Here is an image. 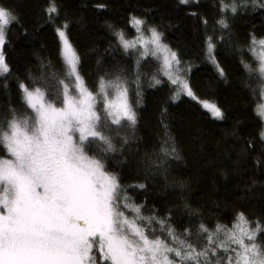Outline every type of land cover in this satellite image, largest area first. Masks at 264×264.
<instances>
[{
  "label": "snow or ice",
  "instance_id": "6c2138e0",
  "mask_svg": "<svg viewBox=\"0 0 264 264\" xmlns=\"http://www.w3.org/2000/svg\"><path fill=\"white\" fill-rule=\"evenodd\" d=\"M179 3L188 5L190 0ZM249 7L264 10V2L219 0V18L211 33L207 19L200 17L205 29L203 59L222 80L227 74L215 50L219 44L232 43L228 13L235 17ZM44 12L58 38L61 69L56 71L50 60H41L39 76L29 72L25 79L17 77L23 111L18 112L9 100L0 118V264H264V217L250 218L236 211L230 224L216 220L210 226L199 208L184 201L173 207H182L190 220L199 222L194 228L182 225L178 232L171 209L160 215L153 206L145 214L147 195L137 203L131 194L148 193V181L157 176L163 177L166 188L183 190L187 185L184 179L169 180L172 162L183 156L165 122L166 107H161L160 131L152 150L136 148L137 179L123 182L122 169L129 166V156L135 160L132 146L142 143L137 109L143 103L145 81L156 88L165 83L161 77L166 78L168 100L185 96L215 120L227 119L226 105L197 95L186 78L190 62L164 42L159 26L129 14L127 24L135 31L129 37L125 29L106 22L116 47L133 56L134 67L132 72L119 63L103 67L90 88L68 35V20L59 17L55 0H48ZM13 25L23 27L19 13L0 3V77L11 72L4 49ZM247 47L256 66L242 56L240 63L250 79L260 82L264 95V36L249 33ZM237 51L242 53L239 46ZM149 58L157 65L151 74L142 71V62ZM4 89H8L6 79ZM257 115L260 126L255 136H238L235 129L226 133L244 139L238 158L257 146L264 154V107ZM255 162L261 165L264 156Z\"/></svg>",
  "mask_w": 264,
  "mask_h": 264
},
{
  "label": "trees",
  "instance_id": "16d2710c",
  "mask_svg": "<svg viewBox=\"0 0 264 264\" xmlns=\"http://www.w3.org/2000/svg\"><path fill=\"white\" fill-rule=\"evenodd\" d=\"M231 2L225 0V3ZM0 3L15 8L23 26H12L4 49L11 72L0 77L2 118L9 100L18 112L23 111L17 92V77L25 79L29 72L39 76L41 60H50L54 69L60 71L61 61L57 58L58 38L44 12L48 0H0ZM55 3L59 8V17L69 22L68 35L81 57L80 70L90 88L95 85L97 72L103 67L111 68L119 63L129 72L133 71V56L125 55L116 47V41L106 26L107 22L123 28L131 37L135 31L127 20L132 14L158 25L164 33V42L179 51L182 60L190 62L191 69L186 78L190 79L199 97L226 105L227 119L215 120L197 102L185 96L175 102L168 100L170 86L166 78L161 77L165 83L156 88H150L147 81L144 82L143 103L137 109L138 136L142 138V143L132 146L135 160L129 156V166L122 169L123 182L131 183L137 179L135 161L140 156L136 154V148L139 147L141 152H150L156 144L161 107L167 108L165 122L170 125L183 156L182 160L172 162L169 180L187 181L183 190L178 186L166 188L163 177L157 176L148 181V193L132 192L137 203L147 195L145 214L153 206L160 215L171 209L178 232L183 231L182 225L194 228L199 222L190 220L182 207H173L182 205L184 201L199 208L210 226L216 220L230 224L236 211H243L250 218L264 217V162L259 166L255 162V158L264 154L257 146L246 155L241 153L238 158L237 153L244 139L226 135L235 129L238 136L253 137L260 126L257 112L264 95L260 82L249 78L240 60L242 56L246 62L256 66L252 53L248 51V37L249 33H255L258 38L264 36V10L257 8L253 11L249 7L247 11H239L235 17L228 13L232 43L219 44L215 50L216 58L227 74L222 80L214 67L203 59L205 29L200 19H207L211 33L215 20L219 18V0H190L188 5L180 4L179 0H55ZM98 4L106 7L99 9L96 7ZM193 11L196 16L189 14ZM24 29H27L26 34ZM237 46L242 53L237 51ZM156 67V62L150 58L142 62V71L148 74ZM5 79L7 91L4 89ZM193 242H196L195 237Z\"/></svg>",
  "mask_w": 264,
  "mask_h": 264
},
{
  "label": "rangeland",
  "instance_id": "374dc122",
  "mask_svg": "<svg viewBox=\"0 0 264 264\" xmlns=\"http://www.w3.org/2000/svg\"><path fill=\"white\" fill-rule=\"evenodd\" d=\"M262 107H264V100H263V103L259 106L258 111H259Z\"/></svg>",
  "mask_w": 264,
  "mask_h": 264
}]
</instances>
